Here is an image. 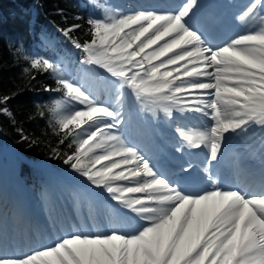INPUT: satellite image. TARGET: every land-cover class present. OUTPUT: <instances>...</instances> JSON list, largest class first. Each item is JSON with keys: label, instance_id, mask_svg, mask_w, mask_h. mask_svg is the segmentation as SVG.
<instances>
[{"label": "snow or ice", "instance_id": "1", "mask_svg": "<svg viewBox=\"0 0 264 264\" xmlns=\"http://www.w3.org/2000/svg\"><path fill=\"white\" fill-rule=\"evenodd\" d=\"M199 7V0H178L89 18L83 41L73 36L79 24L59 29L81 53L76 74L46 57L30 59L32 69L55 76L56 88L44 90L62 94L56 107L71 104L56 121L62 135L54 158L86 181L82 196H91L90 186L114 203L106 223L90 214L30 251H9L0 233V264H264V170L246 187L222 183L219 173L229 136L264 134V0L239 5L234 19L245 30L220 43L212 21L196 19ZM254 22L258 28L247 26ZM9 99L0 97V105ZM137 103L153 117L195 114L203 131L177 125L174 150H199V165L170 174L130 143L122 129ZM0 114L12 115L6 107ZM66 141L70 151L62 153Z\"/></svg>", "mask_w": 264, "mask_h": 264}, {"label": "trees", "instance_id": "2", "mask_svg": "<svg viewBox=\"0 0 264 264\" xmlns=\"http://www.w3.org/2000/svg\"><path fill=\"white\" fill-rule=\"evenodd\" d=\"M108 1L0 0V97H10L0 107L12 114H0V151L13 150L18 175L34 196L36 183L48 174V167L60 175L78 176L70 175L73 172L52 152L62 135L56 124L59 108L54 102L63 97L44 88H56L55 76L32 69L30 59H80L81 53L75 51L59 29L79 24L73 36L83 41L88 32L87 20L96 18ZM18 129L27 140L21 138ZM68 143L59 145L62 153L70 151Z\"/></svg>", "mask_w": 264, "mask_h": 264}, {"label": "bare ground", "instance_id": "3", "mask_svg": "<svg viewBox=\"0 0 264 264\" xmlns=\"http://www.w3.org/2000/svg\"><path fill=\"white\" fill-rule=\"evenodd\" d=\"M141 1L142 0H136L135 3L131 2L129 6L127 5V7H123L127 8V10L131 12L138 11V9H136V6L142 9H149V7L138 5L141 3ZM222 1L223 0H217V2L215 3L214 0H199L200 7L197 9L196 17V19H202L204 16H206L204 14H208L206 20L212 21L210 30L211 34H215L211 36H217L219 39L225 37L226 35L230 36L231 34L234 35L240 31H244L246 26L244 23L238 22L237 26L234 28V25H232L234 21L232 22L230 18V16L232 15V11L230 10L229 4L224 5ZM173 2H178V0H156L152 2V6L163 9L167 4ZM113 12L116 14H122V6L114 8ZM228 17L229 20H227ZM218 18H223V20H218ZM255 25L259 26L258 22H254L252 25L247 26L254 27ZM193 115L195 114H188L189 119H184L183 114V117H179L178 119L181 121L179 122V124L182 127H185V130H190L192 133L203 131L202 121L191 119ZM151 117L153 116L151 112H149L150 127L152 130V128L154 127V123ZM186 122L187 124H185ZM177 140L178 137L175 129L171 128V130H163L162 139L157 138L154 134V131L152 130V133H147L144 138L141 139L138 147H140L141 150L152 159L153 163L163 164L165 166L164 169H168V171L170 170L171 173H175L182 164L191 162L193 163V165H198V162L193 161L192 156L194 152H200L199 150L186 149L183 153H176L175 150H169L168 147L165 146L166 143L176 144ZM225 148H231L233 150L235 164L232 168V173L235 176L237 182V179H239L241 175V169L244 166L250 165L255 168L257 167L258 163L264 161V134L261 133L259 128H256L254 133L250 131L247 134L231 135L224 143L223 149ZM236 164H238V168ZM222 173L224 172L222 171ZM1 183L2 180H0V185ZM228 185H233L232 180L228 181ZM248 185V183L245 184L243 182L240 186L246 187ZM90 193L91 195H93L92 192ZM7 198L8 197L0 196V204L10 203L12 199ZM22 204L25 206L26 214H23L19 220L16 218L14 219L13 224L15 225L16 223L19 225L17 228V234L15 233L14 236H12V238H23L24 242H22L21 244V250H26L22 252L30 251L34 248L40 247V242H43L44 240H47L50 242V244H52L57 238L61 237L62 234L71 231L74 225L78 223L85 224L86 218H88L90 214L95 215L96 213H101L102 215L97 218L103 220L106 223V219L103 214H106L109 211L106 208L108 206V203H106L104 199H100L97 200L94 208L90 210L89 214L84 212L86 203L79 204L78 209H80V212L83 211V213H81L83 215H80L79 218H74L72 215V211L68 206H63V203L60 200L57 201L52 198L47 202V205H45L44 208L37 209L42 215V224L37 227V222L35 220L25 221L26 218L30 219L28 217L29 214L32 215L34 213L29 208V202L26 201V197L24 196ZM8 215L9 221L11 222V216L10 214ZM3 225L4 224H0V229H6V225ZM15 251L16 249H13L12 252Z\"/></svg>", "mask_w": 264, "mask_h": 264}, {"label": "rangeland", "instance_id": "4", "mask_svg": "<svg viewBox=\"0 0 264 264\" xmlns=\"http://www.w3.org/2000/svg\"><path fill=\"white\" fill-rule=\"evenodd\" d=\"M135 1L136 0H109L108 3L102 8V11L100 12V14H98L96 16V18L103 19V18H105V16L116 15L117 17H119L120 15L129 14V13H131V11H128L127 8H124L123 6L127 7V5L129 6L131 2L135 3ZM153 1H156V0H142L141 3L138 5L153 8V6H152ZM214 2L216 3L217 0H214ZM222 2L224 3V5L229 4L230 10L232 11V15L230 16V18H231L232 22L234 21V23H232V25H234V28H235L237 26L238 21H236L234 19V16L239 10L238 6L245 3L246 0H223ZM118 6H122V11H123L122 14H116L113 12V9L117 8ZM223 7H225V6H223ZM155 8H158V7H155ZM136 9L139 10L142 8H139L136 6ZM204 15H206V16H204L202 19H207L208 14H204ZM218 20H223V18L222 19L218 18ZM227 20H229V17L227 18ZM254 27L258 28L257 25H255ZM240 32H243V31H240ZM240 32H238V33H240ZM211 35H215V34L212 33ZM231 35H233V34H231ZM234 35H236V34H234ZM230 36L226 35L225 37H223L221 39H219L217 36H212V38H216L222 42L223 40L228 39ZM46 38L47 37H45V38L43 37L44 42L47 41ZM75 51L78 52V50H76V49H75ZM77 54L78 53H76L75 55H77ZM56 61L58 62L59 66L62 70L71 71L73 74H76V69L79 67L78 57L75 58V61L73 59L69 61V58H63L62 60H61V58H58ZM90 86L93 87L94 89H97L99 94H101V95L103 94V85L101 83L93 81V82H91ZM70 108H71V104L61 105L59 108V115L65 113ZM144 112L147 113V118L144 115ZM174 117L175 118L173 120H169L167 117H165V115L162 111H157L156 116L153 117V121H154V123L158 122V124L152 128V130L154 131V134L157 138L162 139V131L163 130L164 131L168 130V129L171 130V128L175 129L177 125H180L179 122H181V121L178 119H179V117H183V114L178 113V112H174ZM126 120H127V124H126L125 128L122 129V132L126 135L128 141L130 143H133V144L139 146V142L141 141V139H143L147 133H152V130L150 127L149 112L143 111L142 106L137 103L134 106H132L130 109L127 110ZM185 124H187V122ZM175 145H176L175 143H166L165 146L168 147L169 150L173 151ZM11 154L13 155V152L10 149L6 150L5 148H3L2 151H0V159L3 161V163H2L0 160V162H1V164H0V180H3L1 178L3 176H5V180H7V179L11 180L12 185L14 186L16 191H18L20 189L22 191L23 196H25V197H27V194L28 195L30 194V196H32V198H33L35 209H38L39 207L42 208V206L47 205V202L52 198L54 200H57V201L60 200L61 202H62V200H64L65 203H67L66 205L72 211L73 217L79 218L80 215H83V214H81V213H83V211L80 212V209H78V206L81 203H86V206L84 207V212H86L87 214H89L90 210L92 208H94V205L96 204L97 200L104 199V201L106 203H108V206L106 207L108 210H110L111 206L114 203V202H111L110 200L107 199L106 193H103L100 189L92 188L90 186H89V191L92 192L93 195H91L89 197L82 196L80 193V189H78L76 186L82 187V186L86 185V181L83 178L73 177L71 180L78 178L79 181H81V182L76 181L74 183H68V182L64 183L65 181H70V180H68V179L65 180V179L60 177V179L63 180V181H61L57 175L55 177V175H53V173L49 170L47 172L48 174L47 175L44 174V176H42V180H41L43 183L46 182V184L42 185V182L36 183V189L38 190V192H36V196L34 197V195L32 194L31 191L27 190L25 187H23L20 184V181H19L18 177L16 176V174L15 173L12 174V171H10L11 162H10L9 158H10ZM3 155H5L4 159L2 157ZM236 166L238 168V164H236ZM70 175L76 176L75 173H72ZM59 181H61V182H59ZM9 187L10 186H8L7 188H9ZM26 199L29 201V198H26ZM37 201H39L38 203L41 204L42 206L40 205L39 207H36ZM63 205H65V204H63ZM91 223L92 222L90 220H87V224L90 225ZM63 235L64 234H62L61 236H63ZM49 245H51V244H49Z\"/></svg>", "mask_w": 264, "mask_h": 264}]
</instances>
